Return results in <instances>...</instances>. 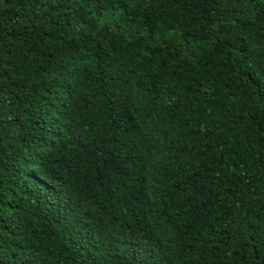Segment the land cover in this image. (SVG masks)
<instances>
[{
	"label": "trees",
	"instance_id": "16d2710c",
	"mask_svg": "<svg viewBox=\"0 0 264 264\" xmlns=\"http://www.w3.org/2000/svg\"><path fill=\"white\" fill-rule=\"evenodd\" d=\"M0 264H264V0H0Z\"/></svg>",
	"mask_w": 264,
	"mask_h": 264
}]
</instances>
